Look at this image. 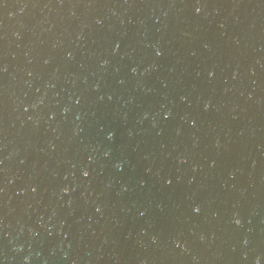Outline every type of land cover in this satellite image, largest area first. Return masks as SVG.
I'll use <instances>...</instances> for the list:
<instances>
[{"label": "water", "instance_id": "1", "mask_svg": "<svg viewBox=\"0 0 264 264\" xmlns=\"http://www.w3.org/2000/svg\"><path fill=\"white\" fill-rule=\"evenodd\" d=\"M0 264H264V0H0Z\"/></svg>", "mask_w": 264, "mask_h": 264}]
</instances>
